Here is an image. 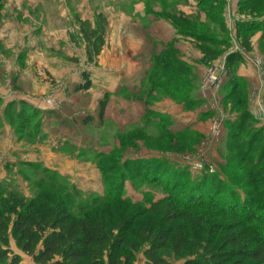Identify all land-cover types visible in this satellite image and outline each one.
<instances>
[{
    "label": "rangeland",
    "instance_id": "374dc122",
    "mask_svg": "<svg viewBox=\"0 0 264 264\" xmlns=\"http://www.w3.org/2000/svg\"><path fill=\"white\" fill-rule=\"evenodd\" d=\"M262 19L264 0H0V186L21 191L30 198L35 191L24 179V173L35 180L39 177L27 165L47 169L49 146L45 147L42 141L47 135L43 124L47 110L27 105V101H36L50 108L63 107L78 120L97 121L82 131L83 140H76L80 148H60L62 153L72 155L70 162H75L70 165L77 178H66L67 181L85 190L88 200L92 196L107 197L112 193L110 184H120L125 177L124 196L133 203L147 201L149 206L167 196L176 177L185 182L182 174L197 180L206 173H221L231 179L230 194L249 195L257 200L256 213L264 220V196L251 185L252 177L244 175L247 163L257 160L255 151L259 145H254L247 161L243 160L241 150L235 146L242 144L241 139L230 136L233 129L227 124V118H237L247 108L255 126L262 127L264 30L261 25H246ZM84 28L105 30L102 51L92 59L88 56ZM245 52L255 62L260 61L261 81L254 87L244 82L243 89L226 98V83L237 75L240 66L231 72L229 60L232 55ZM172 60L180 70L167 75L164 63L171 65ZM219 64L226 65L227 73L217 112L201 115L198 124L185 129L197 113L205 110L200 90L207 71ZM96 71L125 75L144 71V81L158 76L165 82L170 80L171 85L159 88L151 79L137 95L127 91L110 95L97 83L85 89L84 76L90 78ZM75 81L83 85L78 88L80 92L69 96L67 90ZM240 100L244 102L240 104ZM103 102L106 109L101 118ZM13 106L15 113L29 112L30 107L39 114L28 125L14 119ZM223 118V133L215 139L211 129ZM38 121L42 125L35 135L37 139L32 140L28 134L35 130ZM170 132L181 139L171 138ZM137 161L162 162L170 169L166 174L158 169L157 175V171H150L144 176L141 169L136 172L126 167L128 162ZM8 162L19 164L9 168ZM114 164L115 170L108 168ZM152 169L156 170L155 164ZM178 192L182 200L188 199L181 189ZM217 199L226 201L224 195ZM109 207L112 214L122 213L128 218L143 214L140 208L119 203ZM255 224L264 227V221ZM11 245L16 251L13 239ZM169 261L187 264L186 259ZM145 262L142 250L135 264Z\"/></svg>",
    "mask_w": 264,
    "mask_h": 264
},
{
    "label": "trees",
    "instance_id": "16d2710c",
    "mask_svg": "<svg viewBox=\"0 0 264 264\" xmlns=\"http://www.w3.org/2000/svg\"><path fill=\"white\" fill-rule=\"evenodd\" d=\"M246 25H261L264 30V23L260 24L259 20ZM83 30L88 56L90 59L99 56L105 30ZM240 62L239 53L232 55L228 69L234 71ZM171 63H164L167 75L180 70L175 60ZM157 77H147L137 92L129 94L137 95L151 83V79L159 88L167 89L171 85L170 80L165 82ZM84 78V88L89 89L90 79L87 75ZM226 85L225 95L230 98L243 89L244 82L234 74ZM29 109V112L15 113L13 106L12 115L15 120L29 125L39 114ZM105 109L103 102L101 118ZM91 121L88 118L86 123ZM227 124L233 129L230 136L241 139L242 144L235 146L241 150L243 160L247 161L254 152V145H259L255 151L258 153L257 160L247 163L244 175L252 177L251 185L263 197L264 164L261 169L258 166L264 162V127L255 126L256 121L247 108L243 109L241 116ZM41 125L38 121L35 130L28 134L32 140L37 139L35 135L39 134ZM170 137L181 139L172 132ZM154 164L156 170L152 169ZM27 166L39 177L35 180L24 173V179L31 183L35 191L30 198H26L21 191L0 186V264H21V257L11 249L12 239L16 248L36 264H135L142 250L145 264H174L169 258L177 261L186 259L187 264H264V227L255 224L264 220L256 213L257 200L249 195L230 194L231 179L224 174L206 173L197 180L189 178L190 174H182L185 182L175 176L174 188L167 191V196L146 206L147 201L133 203L124 196L122 183L125 177L120 184H110L113 194L109 193L104 198L92 196V200H88L90 197H86L66 178L36 165ZM126 167L136 172L141 169L140 173L144 176L150 171H157V175L161 169L166 174L170 169L162 162L156 164L153 161L128 162ZM108 168L115 170L117 164ZM101 170L104 168L101 167ZM178 189L185 193L187 200L181 199ZM221 195L226 201L217 199ZM118 203L140 208L143 213L140 217L145 220L138 221L140 217L135 216L128 218L122 213L112 214L109 206Z\"/></svg>",
    "mask_w": 264,
    "mask_h": 264
},
{
    "label": "crops",
    "instance_id": "0c3cea01",
    "mask_svg": "<svg viewBox=\"0 0 264 264\" xmlns=\"http://www.w3.org/2000/svg\"><path fill=\"white\" fill-rule=\"evenodd\" d=\"M263 23H264V19L260 20V24ZM240 56H241V62L239 69L237 71V77L243 80V82H247L249 83V85L254 87L258 84V82L261 81L260 67L258 66L260 61L255 62L252 59V55L246 52L242 54L240 53ZM145 76L146 73L144 71L135 72L132 74L130 73L129 75H125V73L117 74L112 72L108 73V72L96 71L95 73L90 74L89 79L93 85L95 83H97V86L101 85L102 89L105 90L107 94L117 95L122 91L134 92L138 90L142 81H144ZM81 84L83 85V82H81L80 84L79 81L72 82L67 90V94L70 96L73 94V92H80L78 91L79 90L78 88L82 87ZM65 101L70 106V101L67 100V98H65ZM27 103H28L27 105L31 106L32 108L47 110V118H44L43 121L45 129L47 130L46 131L47 135L46 138L42 140L45 147L47 145L49 146L46 150L49 159V163L46 164V168L51 172H56L61 177L68 178L69 180L77 178V174L75 173V171H72V166L70 165L72 163H75L74 161L70 162V160L73 159L71 157L72 155L68 153H62V151H60V148L67 147L69 149L70 147L72 148V150L80 148L77 147L76 140L78 139L83 140L82 131L86 129V126H89L91 123L95 124L97 121L95 120L94 122V120H92L88 124L86 123L88 118L86 119L80 118L79 120L75 119L73 116L69 115L63 107L50 108V107H46L45 104L36 101L33 102L27 101ZM210 113L212 112L201 111L200 114L197 113L196 118H194L193 122L191 124H188V126H186L185 129L189 127L190 128L194 127L196 124H198L199 117L201 115H207ZM261 126L264 127V120ZM82 142L83 141H81V144ZM58 160L62 164H56L57 163L56 161ZM53 161H55V163H53ZM8 163H9L8 165L9 168H13L14 164H16L17 166L19 164L18 162L14 164L12 162H8ZM76 164H78V162H76ZM73 165L76 168L78 167V165L77 166L75 164ZM80 171L81 172L79 173V175H82L83 171L82 170ZM74 186H76L82 192L85 191L82 188H80L79 185L76 183H74ZM14 253L21 257V264H36L31 257L27 256L18 249L14 251Z\"/></svg>",
    "mask_w": 264,
    "mask_h": 264
},
{
    "label": "built area",
    "instance_id": "2783aa9c",
    "mask_svg": "<svg viewBox=\"0 0 264 264\" xmlns=\"http://www.w3.org/2000/svg\"><path fill=\"white\" fill-rule=\"evenodd\" d=\"M227 68L225 64H219L212 66L205 75V80L203 82L202 88L200 90V94L205 100V110L206 112H217V102L219 101L218 97L220 94V90L223 88L226 80ZM211 98V100H210ZM215 100V102H214ZM257 120L261 121L258 116H254ZM230 121L236 120L235 117L227 118ZM226 119L218 120L220 121L216 127H212L211 135L215 137V139H219L223 133V129H221V125L224 123Z\"/></svg>",
    "mask_w": 264,
    "mask_h": 264
}]
</instances>
